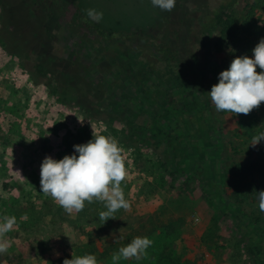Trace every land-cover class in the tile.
<instances>
[{
	"label": "rangeland",
	"instance_id": "1",
	"mask_svg": "<svg viewBox=\"0 0 264 264\" xmlns=\"http://www.w3.org/2000/svg\"><path fill=\"white\" fill-rule=\"evenodd\" d=\"M86 9L103 19L94 22ZM216 11L226 20L250 19L259 35L264 32V0H176L172 12L151 0H0V219L17 218L0 264H63L73 251L113 264V253L137 236L153 241L147 258L119 264H254L234 212L261 213L253 196L264 186V170L254 167L247 176V169L264 162V141L250 146L264 126L256 122L248 132L249 119L215 111L207 94L232 61L216 48L221 26L203 27ZM136 32L146 38L125 39ZM149 37L178 49L190 104L207 109L210 158L199 171L192 162L187 170H168L148 130L154 118L149 96L163 98L168 84L143 71L142 63L130 67L102 51L123 49L130 60L149 53L156 62ZM137 74L140 86L129 84ZM175 120L163 118L157 138L172 136ZM92 126L118 140L127 170L122 188L131 207L106 223L99 219L106 210L100 202H85L68 215L39 191L43 159L73 154L74 145L93 139ZM134 134L145 141L134 143Z\"/></svg>",
	"mask_w": 264,
	"mask_h": 264
},
{
	"label": "clouds",
	"instance_id": "2",
	"mask_svg": "<svg viewBox=\"0 0 264 264\" xmlns=\"http://www.w3.org/2000/svg\"><path fill=\"white\" fill-rule=\"evenodd\" d=\"M151 4L161 11L172 12L176 0H151ZM85 12L94 22L103 19V13L96 9H86ZM252 53V57L237 56L227 70L219 73V82L207 93L215 111L233 116L248 115L264 102V38L252 49ZM258 67L260 72H257ZM261 141H264V132L255 135L250 146L256 147ZM73 147L74 153L62 159L57 160L51 155L43 159L39 191L51 197L68 215L82 211L85 202L104 205L106 210L99 213V219L104 223L115 219L117 211H128L131 204L122 188L127 170L118 140L97 134L93 128V139ZM257 194L259 210L264 212V190ZM196 222H199V217H196ZM16 225L15 216L4 215L0 219V254L8 252L10 243L6 236ZM152 244L150 238L137 236L113 253L112 262L119 264L121 259H146L147 249ZM63 264H97V258L92 254L78 256L73 251L72 258L64 259Z\"/></svg>",
	"mask_w": 264,
	"mask_h": 264
},
{
	"label": "trees",
	"instance_id": "3",
	"mask_svg": "<svg viewBox=\"0 0 264 264\" xmlns=\"http://www.w3.org/2000/svg\"><path fill=\"white\" fill-rule=\"evenodd\" d=\"M251 21L253 22V19H251ZM217 26H221V31L220 37L216 43V48L227 51L232 60L237 56L247 55L252 57V49L257 45L261 38H264V32L259 35V30L253 27L250 19L240 20L232 18L230 20H226L223 18L220 11L214 12L212 17H210L209 22L203 25L206 30H210L211 28L213 29ZM138 34L139 32L132 33L125 39L133 40L134 38L140 36ZM103 36L107 39V34H104ZM140 37L143 39L146 38L142 36ZM251 37H253V39H250ZM113 38L116 37L113 36ZM119 38L121 39L123 37L120 36ZM147 39L148 42L150 41L151 43V50L154 51L152 55L157 59L156 62L147 57L150 56L149 53H137V58L130 60L129 53L124 52L123 49H101L102 51H105L106 54H115V58L117 60L130 62V67L138 65V63H142L143 71H147L149 74L155 75L156 80L159 83L166 82L168 84V89L167 91H164L165 95H163V98L159 96L154 99V97L158 95L153 93L149 96V99L151 100H149L147 107L152 108L151 113L154 118L152 119L151 127L148 128V130L154 140H156V143L154 144L155 148H162L163 156L165 158V166L168 170L172 173L181 172L187 170L188 162H192L193 165L197 167V171H199L201 168L199 165L202 161H206V157L208 156V152L205 149L208 144H211L210 140L207 138V135L210 132V120L208 118L207 109L202 108L201 105L196 102L190 104L189 91L182 83V76L185 73V64L178 61V53L180 54L178 49L168 47L165 44H162V42H158L159 40L155 37H149ZM177 39L179 40L178 36ZM102 55L103 57H106L104 53ZM260 71L261 69L258 67L257 72ZM140 73L143 75V72ZM119 76L123 75L120 73ZM128 79L129 78H125L123 81L127 82ZM123 81L119 82L121 83ZM133 83H136V86H140V74L134 75L131 82L129 81V84L132 85ZM173 98L175 99L173 100ZM194 104L195 107L190 109V106ZM170 115H177L179 120H175L176 128L170 130L172 136H166L163 141L157 137L162 135L164 132V129L162 128V119L168 116L170 117ZM240 115H242L245 119L250 120L248 125H246L248 132H255L253 124L258 122L262 123L264 126V102L261 103L258 109H254L250 114ZM133 132L135 133L136 130ZM133 136L135 137H133L135 139L134 143H137L138 140L145 141V136L140 137L138 134H134ZM211 156L217 157V151H214ZM208 158H210V156H208ZM261 163L262 164H260V162H254V165L252 164L247 169V176L250 171H254V167H259V171L264 170V162ZM242 174L245 175V172L242 171ZM210 181L212 189L220 192L214 183L213 178H211ZM262 189H264V186ZM257 192L254 194V198L257 197ZM235 193L238 195L242 192L236 190ZM234 214L240 220L241 226L249 241L253 263L264 264V212L247 214L245 210L237 208L235 209Z\"/></svg>",
	"mask_w": 264,
	"mask_h": 264
}]
</instances>
